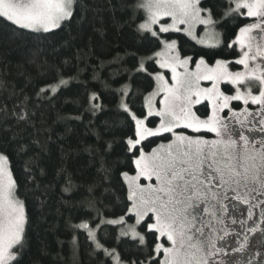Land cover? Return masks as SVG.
Instances as JSON below:
<instances>
[{
    "label": "snow or ice",
    "instance_id": "1",
    "mask_svg": "<svg viewBox=\"0 0 264 264\" xmlns=\"http://www.w3.org/2000/svg\"><path fill=\"white\" fill-rule=\"evenodd\" d=\"M126 7L141 46L129 53L135 59L132 69L119 68L104 81L123 117L116 143L122 149L123 167L117 171L125 195L116 205L119 212L105 215L95 199L98 186L89 185L88 196L78 205L84 214L76 223L69 221L72 243L83 233L101 264H225L215 257L228 255L226 248L243 252L247 234L264 231L259 227L264 225V0H131ZM81 10L80 0H0V21L21 35L54 34ZM227 19L236 24L226 38L216 28ZM174 34L193 42L191 54ZM92 73L100 79L99 68ZM50 75L53 79L35 91V100L24 89L8 91L7 82L0 81V89L8 92L0 102V140L7 138L0 143V264L24 260L30 197L42 207L40 197L59 181L63 194L71 197L75 191L71 176L59 167L42 183L48 175L42 161L50 153L51 135L39 139L41 103L54 99L73 79H65L58 69ZM138 77L146 81L143 89L134 87ZM197 105L203 106L202 113ZM101 111L102 93L91 91L83 113L70 119ZM29 129L37 134L26 141L22 133ZM111 149L108 143L103 155ZM29 152L33 155L25 161L24 173L31 187L21 198L12 157ZM104 163L102 156V179L110 184L111 171ZM229 191L248 205L246 219L232 224L244 228L252 223L246 232L235 233L236 246L221 247L217 241L229 236V230L217 236L215 224L224 223L223 201ZM257 207L259 222L253 219ZM109 239L115 242L111 246Z\"/></svg>",
    "mask_w": 264,
    "mask_h": 264
},
{
    "label": "trees",
    "instance_id": "2",
    "mask_svg": "<svg viewBox=\"0 0 264 264\" xmlns=\"http://www.w3.org/2000/svg\"><path fill=\"white\" fill-rule=\"evenodd\" d=\"M80 3V14L54 34L21 35L15 26L0 21V81L7 82L8 91L13 86L17 90L24 89L35 100V91L45 81L53 79L50 73L54 69H58L65 79L73 78L54 99L41 103L43 117L38 120L37 128L42 142L51 135L48 141L50 153L42 161L48 175L42 183L47 184L59 167L71 176L75 191L71 197L63 194V181H59L46 196L40 197L45 201L42 207L39 200L29 198L28 250L22 264H101L102 257L92 253L91 244L83 233L78 234L75 245L72 243L74 233L69 221L76 223L84 214V209L78 205L88 196L86 190L91 184L98 186L95 199L100 202L97 206L105 215L118 213L116 205L125 195L117 171L123 167L122 149L116 143L122 135L123 117L117 113L104 81L119 68L132 69L135 59L129 53L136 52L141 46L132 13L126 7L131 0H80ZM235 24L236 21L227 19L217 25V29L227 38ZM173 38L181 39L182 46L191 54L193 42L182 34H174ZM66 60L70 62L64 63ZM93 68H99V80L93 79ZM134 87H146L144 78L138 77ZM91 91L102 93L104 111L95 116L84 114L82 120L70 119L83 113L86 94ZM7 94L0 89V102H4L3 97ZM197 108L201 113L204 111L202 105ZM36 134L37 129H29L22 136L27 141ZM108 143L112 144V149L103 155ZM89 148L96 151H86ZM32 155L29 152L12 157L13 174L20 183L21 198L31 187L25 183L24 164ZM102 156L104 167L111 171L110 184L102 179ZM69 200L71 204L66 203ZM110 231L109 228L102 235ZM106 242L109 246L115 243L111 239Z\"/></svg>",
    "mask_w": 264,
    "mask_h": 264
},
{
    "label": "rangeland",
    "instance_id": "3",
    "mask_svg": "<svg viewBox=\"0 0 264 264\" xmlns=\"http://www.w3.org/2000/svg\"><path fill=\"white\" fill-rule=\"evenodd\" d=\"M203 31L202 27L197 28V33L200 34ZM216 31L219 32V30L216 28ZM207 86V85H205ZM253 107L254 106H250ZM188 131V130H187ZM190 135H197L196 133L188 132ZM210 134V133H209ZM199 135H203L200 133ZM203 135L205 138L211 139L213 138V135L210 134ZM143 182V181H142ZM242 191V190H241ZM234 193L229 191L227 193V199L223 201V204L227 208V212L224 213V223L223 224H215V228L217 229L216 235L217 236H223V229L227 228L229 230V236L225 237L223 241L218 240V246H225V245H231L236 246V235L235 233L238 232H246L247 226L252 223V221H247L244 228H241V225L239 222L236 224H232V220L236 219L244 220L247 217V207L248 205L241 203L239 200L234 199ZM255 203V201H253ZM205 207V205H201V208ZM254 217L253 219L257 220L259 222L260 219V213L261 208L257 207L254 209ZM219 214V213H218ZM205 220L208 219L206 214H203ZM261 229H264V225H259ZM249 237V243L245 247V250L243 252H232L230 248H226V251L228 252V255H224L223 253L219 254L217 257H215L216 260H223L225 264L229 261H239L240 264H248L249 261H251V264H264V231H257L255 233H248ZM242 239V237H241Z\"/></svg>",
    "mask_w": 264,
    "mask_h": 264
}]
</instances>
